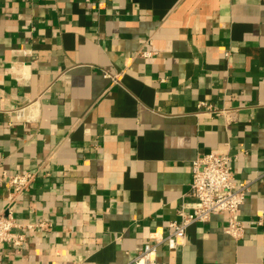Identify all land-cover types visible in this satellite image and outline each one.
Wrapping results in <instances>:
<instances>
[{"label":"crops","instance_id":"1","mask_svg":"<svg viewBox=\"0 0 264 264\" xmlns=\"http://www.w3.org/2000/svg\"><path fill=\"white\" fill-rule=\"evenodd\" d=\"M209 151L249 185L243 236L213 215L150 264H264V0H0V172L34 173L10 211L45 225L0 264H134Z\"/></svg>","mask_w":264,"mask_h":264},{"label":"built area","instance_id":"2","mask_svg":"<svg viewBox=\"0 0 264 264\" xmlns=\"http://www.w3.org/2000/svg\"><path fill=\"white\" fill-rule=\"evenodd\" d=\"M95 1L98 3L105 0ZM199 106H205V103L200 102ZM205 107L208 113L216 115H227L228 113L225 109ZM16 118L29 122L35 117L30 113L25 115L20 109L16 111ZM231 159L227 152L218 151H209L196 156L191 163L188 189V196L191 201L178 210L179 220L168 222L165 235L151 234L150 238L153 243L148 242L143 246L134 258V264H150L149 257L158 244L164 243L171 250L178 245H183L186 229L192 224L204 222L213 215H225L222 227L225 234L235 239H240L243 236V221L238 218V210L244 202L249 185L234 179ZM34 179V173L9 174L5 171L0 172V183H5L8 187L7 200L2 212H0V245L21 246L26 240L23 230L28 232L33 231L36 226L45 227L42 224L17 223L10 211V205L15 197L19 193L27 191Z\"/></svg>","mask_w":264,"mask_h":264}]
</instances>
